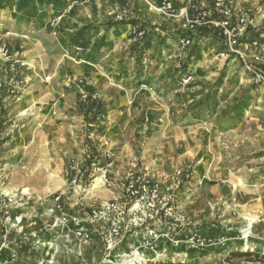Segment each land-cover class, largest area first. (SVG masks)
Listing matches in <instances>:
<instances>
[{
    "label": "rangeland",
    "instance_id": "374dc122",
    "mask_svg": "<svg viewBox=\"0 0 264 264\" xmlns=\"http://www.w3.org/2000/svg\"><path fill=\"white\" fill-rule=\"evenodd\" d=\"M228 2L260 70L264 1ZM212 4L0 0V264H264L232 256L264 255V84L198 34ZM129 19L145 23L141 53ZM83 85L106 104L97 137L73 112ZM86 134L99 156L84 187L65 167Z\"/></svg>",
    "mask_w": 264,
    "mask_h": 264
},
{
    "label": "trees",
    "instance_id": "16d2710c",
    "mask_svg": "<svg viewBox=\"0 0 264 264\" xmlns=\"http://www.w3.org/2000/svg\"><path fill=\"white\" fill-rule=\"evenodd\" d=\"M118 1L121 4L123 2V0H118ZM212 2L213 4L211 8L207 10V12H210L211 15L205 20L204 26H199L196 28V30L199 32L198 34L207 38H209L210 36L213 37V35L217 33L220 40H222L225 43L222 28H220V26H215L214 24H212L213 21L220 22L223 19L224 15L223 12H221L220 8H216L215 6L216 1L212 0ZM199 7L200 6H194L193 4L187 6L186 13L187 16L190 18V20L195 21L196 17L200 16L201 14H205L206 10L205 9L198 10ZM235 13L239 16V19L243 18L241 17V15H239V13L237 12ZM120 23L125 25L129 24L131 26L130 37L135 38V40L129 44V50L135 54L143 52L145 50V47L142 44L141 40L148 41V33L145 30V23L139 22L136 19L123 20ZM261 27L264 28V21ZM247 31L248 28H245L244 36L240 38L239 43L244 42V37H246L248 33ZM140 32H141V36L138 37L137 34H139ZM254 42H256L255 39L252 36H250L248 40H246V42L244 43H247L248 45H252ZM141 45H143L142 48ZM261 67L263 68L264 66ZM184 70H186V68H184ZM82 88L84 91V98L78 97V99L75 102L73 112L77 113V115H79L82 118V120L85 122L86 125L94 126V137H97V135H101L103 133L104 128L101 122H103L105 119L106 104L103 100H101L96 95H94V89L92 87L83 85ZM83 146H84L83 161L77 164L67 165L65 167L66 169L65 178L67 182L70 184L72 182L75 183L79 182L82 184V186L86 187L88 186V184L90 183L91 179L94 176L93 165L95 164L96 159H98L99 152L97 148V142H95V140L92 139L89 136V134H86L84 136ZM137 175L133 176L132 178H123L122 181V184L124 185L122 188V193H125L126 196L131 200L135 199L138 196V194L142 191L141 186L143 184H141L142 181L139 177H137ZM232 256L237 258H242L247 261H256V262L264 263V255L258 252H237L236 254H232ZM150 264H186V263L153 262ZM215 264H221V262Z\"/></svg>",
    "mask_w": 264,
    "mask_h": 264
},
{
    "label": "built area",
    "instance_id": "2783aa9c",
    "mask_svg": "<svg viewBox=\"0 0 264 264\" xmlns=\"http://www.w3.org/2000/svg\"><path fill=\"white\" fill-rule=\"evenodd\" d=\"M215 1L216 8H220L224 16L220 22L213 21L212 23L215 26H220V28H222L225 44L228 48H230L232 53H234L235 57L238 59V62L244 65L248 70H251L255 75H259V80H261V82L264 84V67H261L260 70H257L256 68V70H253V68H250V66L244 60L241 51L239 50V40L243 34L245 26V19H239V16L235 13H239V8H237L236 6H233L232 8L231 5L228 7V0H226L227 2L224 0ZM255 44L256 42H254L252 45ZM75 49L81 50V47L77 46ZM262 66H264V62Z\"/></svg>",
    "mask_w": 264,
    "mask_h": 264
},
{
    "label": "bare ground",
    "instance_id": "6f19581e",
    "mask_svg": "<svg viewBox=\"0 0 264 264\" xmlns=\"http://www.w3.org/2000/svg\"><path fill=\"white\" fill-rule=\"evenodd\" d=\"M48 212V211H47ZM43 218V217H42ZM246 234V233H245ZM245 237V236H244ZM137 251V250H136ZM137 253V252H136Z\"/></svg>",
    "mask_w": 264,
    "mask_h": 264
}]
</instances>
